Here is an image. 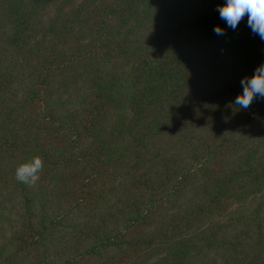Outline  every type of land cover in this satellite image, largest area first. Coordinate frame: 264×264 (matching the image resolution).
I'll use <instances>...</instances> for the list:
<instances>
[{"label": "trees", "instance_id": "obj_1", "mask_svg": "<svg viewBox=\"0 0 264 264\" xmlns=\"http://www.w3.org/2000/svg\"><path fill=\"white\" fill-rule=\"evenodd\" d=\"M225 3L0 0V264H264V40Z\"/></svg>", "mask_w": 264, "mask_h": 264}, {"label": "clouds", "instance_id": "obj_2", "mask_svg": "<svg viewBox=\"0 0 264 264\" xmlns=\"http://www.w3.org/2000/svg\"><path fill=\"white\" fill-rule=\"evenodd\" d=\"M219 17L233 30L242 19L247 16V26L252 32L264 40V0H226V3L217 7ZM217 35H224V29L214 27ZM242 94L235 98L234 104L240 109H248L254 99H264V64L259 66L251 78L241 80ZM43 170V160L40 156L21 164L15 172V179L28 186H34L40 179L39 173Z\"/></svg>", "mask_w": 264, "mask_h": 264}, {"label": "rangeland", "instance_id": "obj_3", "mask_svg": "<svg viewBox=\"0 0 264 264\" xmlns=\"http://www.w3.org/2000/svg\"><path fill=\"white\" fill-rule=\"evenodd\" d=\"M11 228H18V222L14 216L10 217V215H8L6 220L0 222V242H2L4 238L9 235Z\"/></svg>", "mask_w": 264, "mask_h": 264}]
</instances>
